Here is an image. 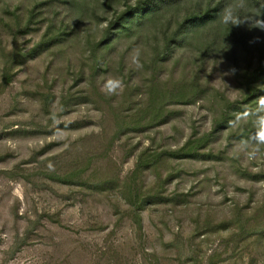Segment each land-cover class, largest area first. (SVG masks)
Here are the masks:
<instances>
[{
	"label": "rangeland",
	"instance_id": "1",
	"mask_svg": "<svg viewBox=\"0 0 264 264\" xmlns=\"http://www.w3.org/2000/svg\"><path fill=\"white\" fill-rule=\"evenodd\" d=\"M39 3L31 26L35 30L15 34L14 16L25 21ZM112 5H101L96 17L79 19L64 0H0V80L3 54L31 48L50 19H62L66 32L73 31L17 65L7 85L0 83V264H264L263 230L246 226L255 217L264 221V148L255 158L236 155L241 141L257 130L254 120L218 127L200 149L204 156L170 161L163 172L171 174L165 194L176 198L142 210L140 229L116 190L96 193L45 176L44 158L70 146L88 153L87 141L111 133L108 107H132L146 100L151 73L146 63L163 44V29L157 26L142 24L132 34L120 32L111 48L102 50L106 64L95 74L96 89L89 83L86 30L92 28L88 35L97 40L114 11L124 9L123 0ZM257 42L264 49V35ZM172 45L160 79L184 74L201 91L193 102L168 105L161 123L114 141L108 158L120 180L130 174L143 148L176 149L192 135L210 132L224 103L242 95L237 74L244 57L253 65L259 59L257 51L242 49L236 51L237 62L216 53L202 59L190 45ZM135 48L141 49L142 70L130 63ZM261 57L264 61V50ZM110 77L124 81L121 95L102 91ZM46 94L53 97L47 109ZM142 177L145 186L153 182L147 170ZM34 225L21 245L7 251L16 233L24 236L26 226Z\"/></svg>",
	"mask_w": 264,
	"mask_h": 264
},
{
	"label": "trees",
	"instance_id": "2",
	"mask_svg": "<svg viewBox=\"0 0 264 264\" xmlns=\"http://www.w3.org/2000/svg\"><path fill=\"white\" fill-rule=\"evenodd\" d=\"M114 1L120 0H102L101 2L99 0H64L66 3L70 2V6L76 9V18L79 19L87 14L96 17L101 5L112 7ZM130 2L131 0H123L124 9L119 13L114 11L113 17L107 21L97 40H93L88 35V31L92 28H87L84 42L87 45L92 70L89 83L93 89H96L95 74L98 70H102L101 66L106 64L103 52L111 48L114 38L120 32L132 34L142 24L157 26L163 29V44L153 50L146 63L151 72L145 86L146 100L142 105L134 104L132 107H125L123 103H119V107H108L106 110L111 116L109 122L111 133L104 132L94 143L92 140L87 141L91 146L90 152H81L70 146L59 154L44 158L42 166L46 171L45 176L59 183L86 187L96 193L116 190L129 205L128 216L140 229L142 210L149 205L170 202L176 198L165 194L164 184L171 174L163 176V172L169 162L204 156L200 149L207 143L211 134L218 127L230 126V121L242 111L256 107L257 97L264 96V61L261 57L264 49L260 47L259 42H254V38L264 35V31L254 28L250 30L247 26L237 28L223 25L220 21L222 10L233 3V0H134L133 3ZM246 3L247 7L240 13L241 15L254 12L257 6L264 7V0H246ZM37 5L40 3L29 9L25 21L18 19V15L14 16L15 34H27L35 30L31 26L33 19L38 15L35 12ZM181 6L182 9H179ZM50 20L38 42L31 48L24 52L13 48L9 53L3 54L1 85L5 86L10 82L13 76L12 70L17 65L34 57L42 50L62 42L68 34L73 32L72 30L69 33L66 32V25L62 19L56 23L55 18ZM172 21L174 26L171 24ZM186 44L194 47L202 59L216 53L237 62L235 58L237 49H242L246 53L257 51L259 59L253 65L250 58L244 57L242 70L237 74L238 82L243 87L242 95L240 98L227 100L224 103L219 117L214 119V126L210 132L200 136L192 135L176 149L157 150L149 146L143 148L138 153L130 174L120 180L114 173L111 160L108 158V152L112 149L114 141L128 132L142 131L161 123L169 114L168 105L193 102L201 91L200 84L194 78L187 79L184 74L178 78L160 79L162 64L171 53L170 46L172 45L175 49ZM64 96L62 95V99ZM67 97L69 98V95ZM52 99L51 94L44 95L46 109ZM146 170L153 175V182L149 186H145L142 177ZM253 219V223L246 221L248 229L254 232L262 229L264 233V221L257 217ZM34 228L35 225L31 226V229L26 226L24 236L16 233L7 251H12L21 245L27 238V234Z\"/></svg>",
	"mask_w": 264,
	"mask_h": 264
},
{
	"label": "clouds",
	"instance_id": "3",
	"mask_svg": "<svg viewBox=\"0 0 264 264\" xmlns=\"http://www.w3.org/2000/svg\"><path fill=\"white\" fill-rule=\"evenodd\" d=\"M246 0H233V3L227 5L220 16V21L223 25L231 27L247 26L251 29L264 31V7H255V11L251 13H240L246 9ZM259 41V37L254 38V42ZM141 49L135 48L130 54V63L135 70H142L144 65L141 60ZM235 69L231 72L235 73ZM125 88L124 81L117 77L108 78L102 87V91L107 96H119ZM253 119L257 125V130L253 134L241 141L238 146L236 155L240 153L246 154L249 158H255L264 148V96L257 97L255 108H247L235 117L230 124L236 126L240 121ZM51 168L52 166L49 165Z\"/></svg>",
	"mask_w": 264,
	"mask_h": 264
}]
</instances>
